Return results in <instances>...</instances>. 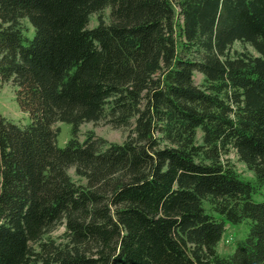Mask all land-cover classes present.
Wrapping results in <instances>:
<instances>
[{"label": "trees", "instance_id": "trees-1", "mask_svg": "<svg viewBox=\"0 0 264 264\" xmlns=\"http://www.w3.org/2000/svg\"><path fill=\"white\" fill-rule=\"evenodd\" d=\"M237 41L260 56H232ZM8 82L30 123L0 114V264H264V0H0ZM101 120L125 141L78 139ZM64 222L65 244L44 239Z\"/></svg>", "mask_w": 264, "mask_h": 264}, {"label": "rangeland", "instance_id": "rangeland-1", "mask_svg": "<svg viewBox=\"0 0 264 264\" xmlns=\"http://www.w3.org/2000/svg\"><path fill=\"white\" fill-rule=\"evenodd\" d=\"M102 19L106 24L111 22V9L107 8L99 13L92 14L90 17L89 28H94L100 23ZM22 24L29 36L33 35V27L27 19L22 20ZM230 54L235 56L239 53H250L254 56H260V54L248 43L235 42L230 48ZM196 84L204 87L205 78L202 74H195ZM17 87L8 82L2 85L0 89V114L15 122L19 125H28L30 123V116L27 112H24L17 101ZM54 128L58 130L57 142L60 147H65L69 139L71 138V126L65 122H58L54 125ZM89 132H94L97 137L103 138L110 143H123L128 136V129L115 128L107 122V120H101L98 122H85L80 126V133L78 139L83 142ZM198 143L203 142V133L198 130L197 135ZM225 163L232 165L238 173L245 179L253 180L254 173L248 169L246 164L240 160L237 151L233 148L222 157ZM69 174L77 184H86V181L80 178L74 168L69 170ZM257 200H261V197H257ZM205 207L208 209L210 205L205 203ZM250 225L248 222H243L239 225L228 223L226 225V232L218 244L217 250L221 256H228L235 252L237 247L243 242L244 238L249 232ZM67 229L65 222L55 227L51 232L45 235V240H53L57 244H65L67 242Z\"/></svg>", "mask_w": 264, "mask_h": 264}]
</instances>
